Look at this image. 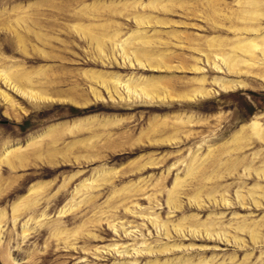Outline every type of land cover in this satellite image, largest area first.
I'll return each mask as SVG.
<instances>
[{
  "label": "rangeland",
  "instance_id": "obj_1",
  "mask_svg": "<svg viewBox=\"0 0 264 264\" xmlns=\"http://www.w3.org/2000/svg\"><path fill=\"white\" fill-rule=\"evenodd\" d=\"M0 264H264V0H0Z\"/></svg>",
  "mask_w": 264,
  "mask_h": 264
},
{
  "label": "bare ground",
  "instance_id": "obj_2",
  "mask_svg": "<svg viewBox=\"0 0 264 264\" xmlns=\"http://www.w3.org/2000/svg\"><path fill=\"white\" fill-rule=\"evenodd\" d=\"M8 78V77H7ZM6 79V78H5ZM7 81V80H6ZM8 82L10 83V87H12V89L15 91V92H17V93H19L20 95H21V92L22 93H24V89H26V87L24 86L25 85V83H24V80H23V78H21V76H16V77H13V78H9L8 79ZM7 83V82H6ZM235 84L236 83H234V87L233 86H230V85H228V84H226V83H222V84H220L219 85V87H221L222 89H224V90H227V89H234V88H237L236 86H235ZM232 85V84H231ZM239 85H241V84H239ZM29 89V88H28ZM154 90V89H153ZM155 92V91H154ZM150 93H153V92H151L150 91ZM201 94H205V92L203 93V92H201ZM145 95V94H144ZM29 96V95H28ZM31 96V95H30ZM34 97H36L35 95H34ZM2 98H4V100L5 101H7V99L3 96ZM41 100H42V98H41ZM39 101V102H42V101ZM44 100V99H43ZM48 100V99H47ZM31 101H33V100H31ZM37 101V100H36ZM32 106H34V107H36V106H38V103H33L32 104ZM31 106V107H32ZM62 132V131H61ZM47 133H49V138L52 140V142L53 143H55L56 141H58L60 138H61V133H60V131H54V130H49Z\"/></svg>",
  "mask_w": 264,
  "mask_h": 264
}]
</instances>
